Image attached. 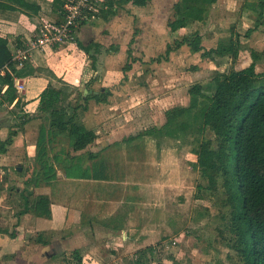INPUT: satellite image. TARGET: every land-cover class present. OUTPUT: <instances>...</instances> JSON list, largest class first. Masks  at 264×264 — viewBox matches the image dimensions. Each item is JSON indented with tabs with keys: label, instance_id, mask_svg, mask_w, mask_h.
<instances>
[{
	"label": "crops",
	"instance_id": "obj_1",
	"mask_svg": "<svg viewBox=\"0 0 264 264\" xmlns=\"http://www.w3.org/2000/svg\"><path fill=\"white\" fill-rule=\"evenodd\" d=\"M27 1L34 4L37 10L26 9L17 4V9H9L0 4V35L8 38L11 56L17 46L25 44L32 37L41 22L60 19V11L65 2ZM164 1L150 0L146 5L140 6L131 1L113 0L112 9L105 8L103 16L81 24L76 43L35 50L24 66L17 67L13 76L24 84V90L17 92L21 105L16 106L15 102L0 105V139H5L12 131H16L12 135V142L0 153V183L6 176H10L9 180L0 184V227L6 228L8 232L16 231L15 236L7 232L0 233V264H42L43 258H47L51 251L60 246V242L38 243L32 252L27 253L28 256L9 257L16 251L14 243L19 240L23 246L25 235L22 234H31L29 237H32L34 234H47L53 230L57 233L68 227H75L77 222L83 234L73 236L76 242L86 241L88 237L93 240L99 236L111 238L119 235L120 245L124 243L127 249L120 252V258L117 257L119 264H134L139 252L133 253L136 258L125 256L131 249L136 252L146 246L141 243V234L156 233L155 226H159L161 220L155 219L154 215H167L165 195L166 192L176 190L177 181L174 174L167 183H159V179L150 180L146 177L155 169L166 170V166H161L166 159V150L151 148L148 144L152 137L137 135L142 130L136 134H128L127 130H115L111 122L109 126L102 122L95 126L84 123L97 136L86 148L76 151L70 147L67 136L52 134L51 129L37 115V107L39 95L50 81L58 86L67 84L69 90L73 89L71 97L74 100L77 92H82L85 96L108 91L105 101L89 98L91 104L84 103L86 108L83 111L89 110V113L97 114V109L112 107L114 104L109 101L114 98L110 96L124 94L126 90L120 83L129 78L126 73L119 72L117 67L119 63L127 61L128 47L133 50L135 41L138 45L135 50L142 48L146 53H149L146 47L149 49L150 46H155L159 17L168 13V6L162 3ZM234 2L235 0H215L208 9V16L196 23H205L210 16L220 11L222 5L227 9ZM129 19L140 29V35L135 41L130 38L131 29L126 25ZM164 20L167 31V18ZM168 32L170 34L167 41L170 42L177 31ZM81 45L89 47V53ZM171 52L176 56V50ZM90 54L96 56L94 62ZM146 60L147 58L143 59ZM85 88L90 91L85 93ZM127 120L126 116L125 126L128 124ZM154 153L158 155L155 154L158 161L156 157L152 160L151 155ZM160 158L163 160L160 161ZM22 175H29L31 180L23 181L20 186L18 180ZM32 175H35V181L32 180ZM138 177L143 181L137 182ZM171 181L173 182L170 183ZM11 185L17 186L14 192L22 199L23 195L32 199L34 195L46 194L50 200L51 217L36 216L32 211H26L18 218L19 215L16 217L13 209L11 214H6L9 206L4 203L6 193L4 196L2 191L5 192ZM25 187L28 192L24 191ZM146 188L152 189L155 194L147 201L144 200ZM89 222L95 226L86 231L83 228ZM10 223L11 229L8 226ZM67 243L66 240L62 241L64 247ZM22 246L20 248L23 249ZM92 250V247L84 250L83 255L87 253L92 256Z\"/></svg>",
	"mask_w": 264,
	"mask_h": 264
},
{
	"label": "rangeland",
	"instance_id": "obj_2",
	"mask_svg": "<svg viewBox=\"0 0 264 264\" xmlns=\"http://www.w3.org/2000/svg\"><path fill=\"white\" fill-rule=\"evenodd\" d=\"M176 1L162 2L168 6V13L159 17V30L156 32L155 46H150L149 49L146 47L149 53L144 52L145 49L142 48L135 50L138 46L135 38L140 35V29L135 27L134 21L132 23L131 19L127 21L126 25L131 29L130 38L134 39L135 43L132 45L133 50L131 49L130 53L134 68L127 71L126 75L129 76L127 80L120 79L122 80L120 84L126 91L124 94L111 95L110 97L114 99L109 102L114 105L97 109V114L89 113V110H80L79 119L81 122L88 126L100 125L102 122L109 126L108 124L111 122L115 130H127L128 134H136L139 130L143 131L149 127L162 128L167 121L165 114L167 109L189 105L188 90L194 83H200L204 93L210 94L214 87L212 78L218 74H226L232 69H241L247 66L253 60L252 51L259 54L256 71H264V23L258 25L259 0H235L234 4L231 7L228 6L227 9L222 5L220 11L216 12L217 14L210 16L213 18L212 21L210 18L202 24L195 21L188 28L175 32L168 42L167 38L170 33L169 29L166 31L164 27V19L165 17L168 19L173 13V4ZM194 32L201 36V45L204 49L216 46L218 41L231 35H239L238 52L234 56L229 53L214 58H202L200 52L192 53L189 42L175 47V40L179 41L183 36L191 38ZM167 44H171V51L176 50V56L171 51L166 54ZM144 58L147 60L143 61ZM125 62L119 63L117 67L119 72H123L122 67ZM78 101L82 102L81 97ZM90 102L88 100L87 104ZM92 104H95L94 101ZM118 116L121 118H117ZM126 116L128 124L125 126ZM183 119L190 121V125L186 129L178 130L175 134L165 132L158 138L150 137L151 142L148 144L153 149L157 147V149L166 150V159H159L163 160L161 166L162 168L166 166V170L157 171L155 169L146 179H159V183L164 181L167 183L172 180L169 178H172L174 174L177 186L175 191L168 192L169 194L166 192L167 215H154L155 219L161 220L160 225L156 224L155 226L156 233L137 234V236L143 237L141 243L146 245L142 249L149 251L146 252V257L143 260L145 264H243L240 257L229 246L232 235L228 230L230 214L228 205L224 204L226 194L222 186L223 179L220 177L217 188L210 190L207 187L206 178L201 175L196 160L199 144L202 141L210 140L212 146L215 147L217 145L216 136L208 128L199 131V119L192 120L186 115L183 116ZM155 154L151 155L152 160L153 157L158 156ZM64 160L69 162L66 157ZM156 161H158L157 157ZM32 176V180L35 181V175ZM6 179L9 180L10 176H6L3 182ZM29 179V175H22L18 180L20 186L23 181L31 180ZM14 181L17 183V179ZM136 181L140 183L143 180L138 177ZM145 185L148 186L147 183ZM15 187L17 186L13 185L9 189H5V192L1 191L4 196L6 193L4 203L7 207L9 206L6 209V214L13 209L16 217L19 215L18 218H20L21 214L18 212L23 209V199L14 192ZM151 190L146 188L144 191L145 201L151 196H155ZM11 223L8 225L10 229L12 228ZM77 223L75 227H68L57 233L53 230L43 235L48 242H60V246L56 247L53 252L50 250L49 256L43 258L42 264H73L74 261H69L72 260V251L76 249L82 254L85 264H119L117 257L120 258V252L127 250L124 243L120 245L119 235L111 238L106 235L99 236L93 240L88 237L85 239L86 241L76 242L73 236L83 234ZM91 223L89 222L83 229L92 230V226L95 224L91 225ZM22 231L26 232V229ZM0 233L5 234L2 231ZM22 235H25V243L22 246L19 240L15 242L13 246L16 251L9 257L17 255L23 257L28 252H32L39 243L36 240L37 234L32 237H29L31 234ZM64 240L68 242L66 247L62 244ZM21 246L23 249L20 248ZM91 247L93 249L92 256L87 253L83 255V251L89 250ZM147 247H150L152 252L150 249H146ZM24 249H26L25 252ZM134 251L131 249L125 257L136 258L137 256L135 257L134 254L139 252V249Z\"/></svg>",
	"mask_w": 264,
	"mask_h": 264
},
{
	"label": "trees",
	"instance_id": "obj_3",
	"mask_svg": "<svg viewBox=\"0 0 264 264\" xmlns=\"http://www.w3.org/2000/svg\"><path fill=\"white\" fill-rule=\"evenodd\" d=\"M5 1L7 2L0 0V4L9 9H17V4L26 9L37 10L27 0ZM126 1L142 6L150 0ZM213 2L215 0H177L173 4V13L167 19V27L172 32L178 31L188 28L195 21L205 19ZM105 3L107 9H112L113 0H105ZM258 3L259 25L264 23V0H259ZM105 11V8L101 9L100 15L103 16ZM174 42L175 47L189 42L192 53L200 52L202 58H214L229 53L234 56L238 52L239 35L220 40L209 49L203 48L201 36L197 32L191 38L183 36L181 40ZM81 47L89 53V47ZM171 50V44H167L166 54ZM130 53L131 48L128 47V59L122 67L124 73L132 67ZM90 55L94 62L96 56ZM252 57L253 60L241 69L215 75L212 78L214 87L210 94L204 93L200 83H194L188 90V106L167 109V121L162 128L149 127L137 135L158 138L165 132L175 134L190 125L188 119H183L185 115L192 120L199 119V131L208 128L215 134V147L210 140L202 141L196 151L201 175L206 178L210 190L217 188L220 177L223 179L222 186L226 194L224 204L228 205L230 214L228 230L232 235L229 246L243 264H264V71H256L259 54L252 51ZM11 58L8 38L0 35V84L4 87V91L0 93V105L15 102L19 106L21 100L15 89L13 76L17 66ZM3 69L5 70L2 73ZM71 94L67 84L58 86L50 81L39 95L37 115L51 129L52 134L67 136L70 147L77 151L86 148L97 136L93 129L80 121V110L86 108L84 103L89 98L105 101L108 91L89 93L86 96L77 92L75 100ZM80 97L82 102L78 101ZM15 134L16 131H12L8 137L0 139V153L5 151ZM24 191L28 192L27 189ZM23 206L19 214L32 211L36 216L51 217L50 200L46 194L34 195L32 199L23 195ZM0 231L11 236L16 235V231L8 232L6 228H0ZM43 235H36V240L42 244L48 242ZM146 249L152 252L150 247ZM146 252L149 251L139 250L134 264H143L145 261L142 259L146 257ZM83 259L80 251L76 249L72 251V260L69 262L85 264Z\"/></svg>",
	"mask_w": 264,
	"mask_h": 264
},
{
	"label": "built area",
	"instance_id": "obj_4",
	"mask_svg": "<svg viewBox=\"0 0 264 264\" xmlns=\"http://www.w3.org/2000/svg\"><path fill=\"white\" fill-rule=\"evenodd\" d=\"M105 0H65L58 20L43 21L33 36L23 45L17 46L12 53V61L22 67L30 60L34 50L46 47L76 43L80 26L85 21L97 19L99 11L106 8ZM17 92L24 90L22 80L14 76ZM4 87L0 84V93Z\"/></svg>",
	"mask_w": 264,
	"mask_h": 264
},
{
	"label": "water",
	"instance_id": "obj_5",
	"mask_svg": "<svg viewBox=\"0 0 264 264\" xmlns=\"http://www.w3.org/2000/svg\"><path fill=\"white\" fill-rule=\"evenodd\" d=\"M83 90H84V92H85V93H87V92H89V91H90V90H88V89H86V88H85V89H83ZM39 258H40V257H39ZM40 259H41V258H40Z\"/></svg>",
	"mask_w": 264,
	"mask_h": 264
}]
</instances>
